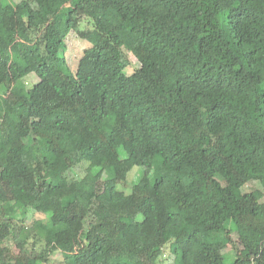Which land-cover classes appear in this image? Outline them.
<instances>
[{
  "label": "trees",
  "instance_id": "trees-1",
  "mask_svg": "<svg viewBox=\"0 0 264 264\" xmlns=\"http://www.w3.org/2000/svg\"><path fill=\"white\" fill-rule=\"evenodd\" d=\"M263 198L264 0H0V264H264Z\"/></svg>",
  "mask_w": 264,
  "mask_h": 264
},
{
  "label": "rangeland",
  "instance_id": "rangeland-1",
  "mask_svg": "<svg viewBox=\"0 0 264 264\" xmlns=\"http://www.w3.org/2000/svg\"><path fill=\"white\" fill-rule=\"evenodd\" d=\"M19 1V0H14ZM82 25V28H84ZM68 51L66 53V60L69 64L71 70L75 69V65L77 59L86 49L85 42L80 41L77 39L75 34H71L67 39ZM124 64L126 67L127 74H132L137 68H139V62L137 59L130 53L126 54L124 58ZM27 85L29 88L32 89H39L41 87V83L39 82L38 78L35 75L30 76L27 79ZM120 153L123 157H128L130 154V148L128 144L121 143L119 145ZM144 169L140 167H135L132 172L128 175L126 184L124 186H118L119 190L124 191L125 193H129L132 185L140 180V178L144 175ZM85 169L81 166L75 167L71 172L68 173V177L70 179H79L85 177L86 179L93 181V182H100L104 179L105 175L103 172H99L97 175H86ZM262 189L258 182H250L246 186H244L243 191L251 192L253 190ZM264 199V198H263ZM263 202V200H262ZM46 215L39 214L32 209H29L27 212L26 224L30 225L33 221L38 219H45ZM82 242H77L75 244V249L77 251H81L83 248ZM212 249L217 251L226 257V264H231L236 255L241 250V246L239 245L238 236L237 234L231 235L230 240L222 241L212 245ZM118 257V256H117ZM62 256L59 252L55 253L52 257V264H59L62 261ZM174 260V253L173 250L169 249L164 252V255L159 259L158 264H171Z\"/></svg>",
  "mask_w": 264,
  "mask_h": 264
},
{
  "label": "built area",
  "instance_id": "built-area-1",
  "mask_svg": "<svg viewBox=\"0 0 264 264\" xmlns=\"http://www.w3.org/2000/svg\"><path fill=\"white\" fill-rule=\"evenodd\" d=\"M263 203H264V199H263Z\"/></svg>",
  "mask_w": 264,
  "mask_h": 264
}]
</instances>
